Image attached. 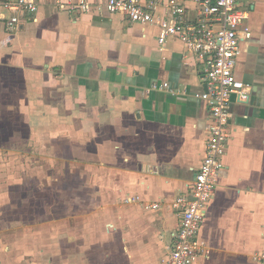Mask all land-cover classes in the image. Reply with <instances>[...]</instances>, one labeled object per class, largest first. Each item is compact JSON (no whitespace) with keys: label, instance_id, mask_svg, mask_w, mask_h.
<instances>
[{"label":"crops","instance_id":"1","mask_svg":"<svg viewBox=\"0 0 264 264\" xmlns=\"http://www.w3.org/2000/svg\"><path fill=\"white\" fill-rule=\"evenodd\" d=\"M79 1L35 0L14 31L0 19V264H160L180 222L170 203L190 194L209 138L205 64L176 37L161 49L153 24L68 10ZM236 8L249 99L229 101L195 264H257L264 247V0Z\"/></svg>","mask_w":264,"mask_h":264},{"label":"built area","instance_id":"2","mask_svg":"<svg viewBox=\"0 0 264 264\" xmlns=\"http://www.w3.org/2000/svg\"><path fill=\"white\" fill-rule=\"evenodd\" d=\"M194 4L195 19L187 16V3ZM238 0H165L166 16L156 13L157 0H106L93 5L80 0L76 6L68 5V10L78 9L90 12L105 9L110 14H119L130 22L153 24L158 28L159 46L170 37H176L185 49L204 61L206 89L196 96L204 100L211 113L204 129L209 138L203 160L194 175L188 195H178L171 203L172 210L180 217L165 259L160 264H195L205 253V243L198 237L205 205L217 187L225 164L223 157L229 135L226 131L229 116V101L234 96L239 103L249 99L248 86L237 79L233 68L241 55L239 41L249 39L251 33L243 27L244 12L236 8ZM66 8L64 3H59ZM69 4V3H68ZM4 10L9 11L5 15ZM35 0H0V19L9 31L19 28L20 12L35 11ZM152 88L167 89L163 82ZM123 202L139 203L146 209H156L159 203L142 200L139 196L123 199ZM257 264H264V247L251 255Z\"/></svg>","mask_w":264,"mask_h":264},{"label":"rangeland","instance_id":"3","mask_svg":"<svg viewBox=\"0 0 264 264\" xmlns=\"http://www.w3.org/2000/svg\"><path fill=\"white\" fill-rule=\"evenodd\" d=\"M8 14H9V12L5 13V15H8Z\"/></svg>","mask_w":264,"mask_h":264}]
</instances>
